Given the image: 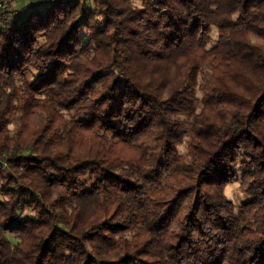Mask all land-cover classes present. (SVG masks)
Listing matches in <instances>:
<instances>
[{"label":"trees","instance_id":"1","mask_svg":"<svg viewBox=\"0 0 264 264\" xmlns=\"http://www.w3.org/2000/svg\"><path fill=\"white\" fill-rule=\"evenodd\" d=\"M88 2L1 17L0 264H264V0Z\"/></svg>","mask_w":264,"mask_h":264},{"label":"rangeland","instance_id":"2","mask_svg":"<svg viewBox=\"0 0 264 264\" xmlns=\"http://www.w3.org/2000/svg\"><path fill=\"white\" fill-rule=\"evenodd\" d=\"M22 1H24V0H22ZM38 1H40V0H33V2H32L31 5L26 6V7L24 6L23 9L25 10V13H26L28 10H30L32 6H34V7H35V6H38V7L43 6V5H37V4H39ZM91 1H92V0H89L88 4L91 3ZM19 3H20V2H19ZM20 5H21V4H20ZM21 6H22V5H21ZM34 7H32V8H34ZM41 8H43V7H41ZM0 25H1V17H0ZM85 36H86V35H84V33H83V36H82V37L84 38ZM214 37H216V31L214 32ZM11 126H12L13 130L19 128V123H18V120H17L16 118H14V122L12 123ZM188 143H189V142H188ZM188 143H185V144H183V145L180 146V148H181V150H182L183 152L186 151V147H187V144H188ZM226 194H227L228 198L231 199V200L233 201V203H234V205H235L236 207L240 204V202H241V201L244 199V197H245L244 192L242 191V188H241L239 182H235V183L230 184V185L226 188Z\"/></svg>","mask_w":264,"mask_h":264},{"label":"built area","instance_id":"3","mask_svg":"<svg viewBox=\"0 0 264 264\" xmlns=\"http://www.w3.org/2000/svg\"><path fill=\"white\" fill-rule=\"evenodd\" d=\"M20 0H0V17L5 21L11 20L20 14H25V10L19 3ZM55 0H40L38 5H46V3L53 2ZM74 1L77 3H83L85 0H63Z\"/></svg>","mask_w":264,"mask_h":264},{"label":"crops","instance_id":"4","mask_svg":"<svg viewBox=\"0 0 264 264\" xmlns=\"http://www.w3.org/2000/svg\"><path fill=\"white\" fill-rule=\"evenodd\" d=\"M19 2L22 5V7L24 8V6L26 7V6H29L30 4H32L33 0H24V1L20 0Z\"/></svg>","mask_w":264,"mask_h":264}]
</instances>
